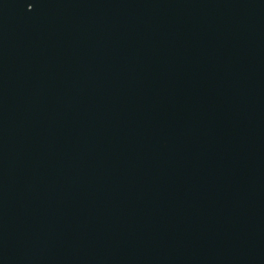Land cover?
<instances>
[{"label": "water", "instance_id": "95a60500", "mask_svg": "<svg viewBox=\"0 0 264 264\" xmlns=\"http://www.w3.org/2000/svg\"><path fill=\"white\" fill-rule=\"evenodd\" d=\"M36 1L0 0V264H264V0Z\"/></svg>", "mask_w": 264, "mask_h": 264}, {"label": "flooded vegetation", "instance_id": "af4514ba", "mask_svg": "<svg viewBox=\"0 0 264 264\" xmlns=\"http://www.w3.org/2000/svg\"><path fill=\"white\" fill-rule=\"evenodd\" d=\"M24 3L27 5L28 8L30 6L39 5V3L36 0H25ZM6 94H7V87H6V82H5L4 76L2 74L0 77V115L3 117L4 114L9 111L10 115L14 116L15 105H17V103L14 102L13 95L10 94V96L8 98H6L5 97ZM19 107L21 109V79H20V104H19Z\"/></svg>", "mask_w": 264, "mask_h": 264}]
</instances>
